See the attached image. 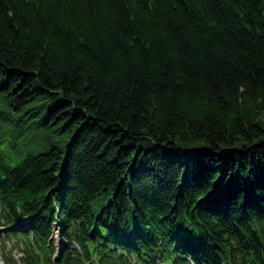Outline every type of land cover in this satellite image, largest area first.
Instances as JSON below:
<instances>
[{
  "label": "trees",
  "instance_id": "16d2710c",
  "mask_svg": "<svg viewBox=\"0 0 264 264\" xmlns=\"http://www.w3.org/2000/svg\"><path fill=\"white\" fill-rule=\"evenodd\" d=\"M0 228L22 264H264V0H0Z\"/></svg>",
  "mask_w": 264,
  "mask_h": 264
},
{
  "label": "rangeland",
  "instance_id": "374dc122",
  "mask_svg": "<svg viewBox=\"0 0 264 264\" xmlns=\"http://www.w3.org/2000/svg\"><path fill=\"white\" fill-rule=\"evenodd\" d=\"M0 232H1V237L5 241L7 240V244L5 247L0 244V258L1 257H3V259L10 258L13 259L15 262H17L18 264H21L20 261L21 254L15 250V247H17L19 243L17 241H9L8 237L5 236V231L0 230ZM0 264H4V262L0 260Z\"/></svg>",
  "mask_w": 264,
  "mask_h": 264
}]
</instances>
